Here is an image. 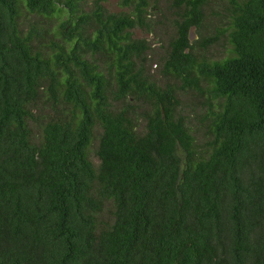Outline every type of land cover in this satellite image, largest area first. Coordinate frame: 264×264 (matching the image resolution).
I'll return each instance as SVG.
<instances>
[{
  "label": "trees",
  "instance_id": "16d2710c",
  "mask_svg": "<svg viewBox=\"0 0 264 264\" xmlns=\"http://www.w3.org/2000/svg\"><path fill=\"white\" fill-rule=\"evenodd\" d=\"M101 1L0 0V264H264V0H229L201 40L207 0H175L177 86L146 75L131 35L151 32L148 0ZM225 32L226 56H197ZM179 90L209 106L202 143Z\"/></svg>",
  "mask_w": 264,
  "mask_h": 264
},
{
  "label": "rangeland",
  "instance_id": "374dc122",
  "mask_svg": "<svg viewBox=\"0 0 264 264\" xmlns=\"http://www.w3.org/2000/svg\"><path fill=\"white\" fill-rule=\"evenodd\" d=\"M94 0H85V10H88ZM120 0H102L101 3L104 8L113 13H119L127 11L126 7L119 5ZM149 3V19L153 25L151 32H145L140 29L132 30L133 38H145L148 41L149 49L146 51L144 71L152 80L157 81L161 85L166 82L179 85L178 81H174L173 77H164L162 74V63L167 56L169 41L175 36V29L172 25L173 19L176 17L177 7L175 0H148ZM204 18L201 26L193 31L194 36H198V39L211 36L219 29H226L229 19V0H207L203 6ZM59 21V20H58ZM56 19H40L38 20V26L36 27L43 32L45 28H52V25L58 23ZM20 22L24 23L21 27L25 28L27 24H30L31 15L24 11ZM40 26V27H39ZM53 31L49 33L48 38L56 40L58 36L54 37ZM231 49L230 44L227 41L226 32L222 34L218 40L209 45L206 48H196L198 57H204L207 59H221L226 56ZM179 99V112L186 118L188 126L192 131L198 143H202L205 137L207 129L206 122H204V115L208 111L209 106L203 95L193 90H179L177 93ZM49 103L45 97H40L32 106L33 116L38 118L42 117V112L49 111ZM44 120V119H43ZM143 123V121H142ZM35 131H39L38 126L34 127ZM97 142L95 141L90 149V158L95 165L99 160L95 155ZM111 206L105 203L104 210L99 216L102 221H110L111 218Z\"/></svg>",
  "mask_w": 264,
  "mask_h": 264
}]
</instances>
